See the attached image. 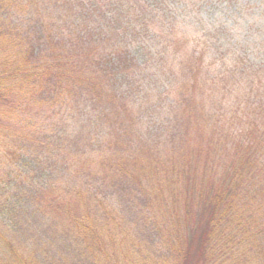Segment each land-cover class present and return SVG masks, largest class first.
<instances>
[{
  "label": "trees",
  "instance_id": "obj_1",
  "mask_svg": "<svg viewBox=\"0 0 264 264\" xmlns=\"http://www.w3.org/2000/svg\"><path fill=\"white\" fill-rule=\"evenodd\" d=\"M232 9L262 19L264 0H0V264H264V98L227 101L249 60L234 57ZM131 101L171 115L170 137L147 139L135 161ZM241 116H253L236 133L245 155L232 140L217 182L209 166L228 152L206 138L184 148L207 118L234 137ZM84 141L112 155L95 190L97 159H73L75 173L66 158Z\"/></svg>",
  "mask_w": 264,
  "mask_h": 264
},
{
  "label": "rangeland",
  "instance_id": "obj_2",
  "mask_svg": "<svg viewBox=\"0 0 264 264\" xmlns=\"http://www.w3.org/2000/svg\"><path fill=\"white\" fill-rule=\"evenodd\" d=\"M254 2L255 0H251ZM260 10L259 9H253L251 10V14H248L247 11H242L239 9H232L229 11L228 15L230 19H232L235 24H234V31L236 32L234 36L232 37L231 44L233 45L234 50L238 49V56L234 55L235 58L249 55V60L248 63H245V67L242 68V70L237 71V76L238 82L237 84H234V90L232 92V96L229 97V95L226 97L227 101L231 98V102L237 98V92L241 98L243 97H249L251 98L252 101L257 100L259 97L264 98V72L258 71L259 69H255L253 67H263L264 66V14L261 16L262 19H259L260 16ZM254 13V14H252ZM222 17V16H221ZM198 36V35H196ZM228 39V38H227ZM227 41V40H226ZM222 44H224L223 41H221ZM235 61H230L229 64L233 65ZM176 64V63H175ZM238 66V65H236ZM252 66V67H251ZM258 71V72H256ZM230 74L225 77V79L229 78ZM192 89V85L189 86ZM165 88V84H163L160 89L161 91ZM131 104L133 103L132 101L130 102ZM153 101H148L144 103H133V106L130 108V111L133 112L134 114V119H135V127H133L132 133L137 134L138 136L142 137L143 140L139 138H134L130 148L127 149L126 155L130 157L133 161H135L136 157L134 155V151L138 152L140 147H145L146 140L147 139H153L156 141V143H159L160 141L167 140L170 137V133H166V129L168 128V122L171 117V115H166L165 113L168 110V105L166 104L164 112H160L157 108L156 109H151L147 107L146 105L152 104ZM255 103V102H253ZM136 109H139V111H136ZM250 106L248 109L246 106L243 107L244 113H249ZM152 111L151 113H149ZM245 116V115H244ZM244 116L239 117V122L236 123L235 127H231L230 131L232 134H234V137H229L228 136V130H229V125L226 122V119L223 118H207L208 121H206L204 129H201L198 133L195 134L194 139L191 141L189 145H187L184 148V152L188 153L189 148L192 147L197 149L196 145L207 140L210 141H215L217 144V147H219L220 151L217 152V154L221 157L223 154L225 155L227 152L228 154L226 155V160L229 162L226 164V162H221L220 159L218 158L217 160L220 163L218 166H209L210 168V174L217 182H222L225 183L226 180L228 179L229 176V171L228 167L230 168V160L229 157L233 154L231 150H234L233 144H231L232 140H234L237 143V148L234 152L240 151L237 158L238 159H243L245 155V151L240 150V146L242 144H246V140H248V134L246 133L245 130H250L251 129V119H253V116ZM228 117L227 119H229ZM113 126L117 127L118 129H121V125L113 124ZM94 127V130L99 127L98 124H96ZM109 129H113L112 125L109 124L107 125ZM245 129L243 134H236L239 130ZM85 130H89L88 128H85ZM93 130V131H94ZM222 133V140L220 142H217L212 136V133ZM255 135H251L250 139H253ZM102 137V134H101ZM206 138V139H205ZM103 139H106L105 136H103ZM165 143V142H164ZM234 143V142H233ZM87 141H84L83 145L84 148H81L80 151H75L78 153V155H73V156H67L66 158L68 159L69 166L73 168L75 173H77L76 169L74 168V163H76L75 160L77 159L81 161V163L86 162V158L89 156H92V159H97L93 166H91L90 170L87 171L85 175V179H87L90 183V186L94 189L96 184H99L95 182V180L99 177V173L101 174H110V169L107 166V164H104L107 162V160L110 157V152L105 149L103 143L100 144L99 146L95 147L96 150H91L90 146L87 148ZM178 145V144H177ZM157 150L162 152L161 155V160L163 163L169 162L168 165L173 164V163H178L180 165V168H182L184 164V157L181 156L180 158L177 159L178 153L177 151L173 150V145L170 150H165L164 145H159L157 144L156 146ZM177 148V147H176ZM178 149V148H177ZM228 150V151H227ZM155 150L152 151L153 156L155 157ZM112 156V155H111ZM124 157L125 155H121ZM86 157V158H85ZM65 158V157H64ZM192 158V157H190ZM139 160V159H138ZM88 162V161H87ZM86 162V163H87ZM109 163V162H108ZM136 166V165H135ZM156 167H159L158 165H155ZM139 166H136V168H139ZM196 166H193L194 168ZM89 169V168H88ZM65 174V171H62ZM121 177V175H119ZM84 178L81 179H75L71 175L66 176V181L68 184L73 185L76 182L82 181ZM95 190V189H94ZM70 192L65 189L64 190V196L63 193L61 194V197L65 198L68 197L67 195ZM193 215V214H192ZM199 215H197L198 217ZM162 216H160L161 218ZM173 226L172 228H175ZM183 229V228H182ZM159 229H157L158 231ZM158 233V232H157ZM156 233V234H157ZM115 234V233H113ZM144 239L143 236L139 238V240ZM114 244H116V241L113 239ZM91 255V253H89Z\"/></svg>",
  "mask_w": 264,
  "mask_h": 264
}]
</instances>
